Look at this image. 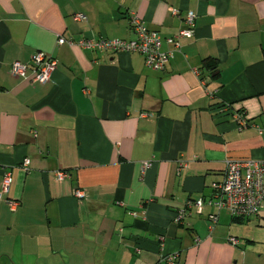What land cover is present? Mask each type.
I'll return each mask as SVG.
<instances>
[{"label": "crops", "instance_id": "0c3cea01", "mask_svg": "<svg viewBox=\"0 0 264 264\" xmlns=\"http://www.w3.org/2000/svg\"><path fill=\"white\" fill-rule=\"evenodd\" d=\"M133 15L175 48L164 70L78 45L134 39ZM39 51L58 61L49 82L11 74ZM227 158L264 159V0H0V264H264L242 221L220 210L210 231L216 208L193 205Z\"/></svg>", "mask_w": 264, "mask_h": 264}, {"label": "built area", "instance_id": "2783aa9c", "mask_svg": "<svg viewBox=\"0 0 264 264\" xmlns=\"http://www.w3.org/2000/svg\"><path fill=\"white\" fill-rule=\"evenodd\" d=\"M174 12H177L174 10ZM85 16L81 13L75 14L76 20L83 19ZM196 14L193 11L187 12L185 19L186 27L181 28L167 41L172 43L175 48L179 44L180 37H192L195 30ZM130 26L135 32V38L131 40L123 39H80L77 43L81 47L90 49L112 50L116 52H139L145 60L148 67L155 71H161L166 68L170 58L173 56L175 48L172 51L162 49V39L159 33L148 27L139 17L133 15L130 19ZM60 44L68 42L73 44L72 40L64 37L58 39ZM58 61L51 55L39 51L29 62L15 61L11 64V74L17 77L28 79L32 82L47 83L51 80L52 73L56 70ZM247 118L243 113L239 114L237 120L238 128L247 126ZM29 159L24 160V166L29 164ZM149 163H146L148 165ZM66 176L64 172H58L57 177L62 179ZM12 182L11 173H7L4 178L3 187L8 189ZM214 195L207 203L216 208L217 212L209 215V229L212 231L219 221L218 213L225 210L234 218L247 219L259 215L262 202L264 201V159H226L224 178L221 182L213 183ZM77 196H82L81 190L75 191ZM10 205L15 208L17 201H9ZM203 198L193 201L194 207L198 210L203 209ZM189 204L186 209L180 211L177 216V222L184 219L185 215L191 208ZM230 242L238 245L240 240L231 236ZM170 261L176 257L169 258Z\"/></svg>", "mask_w": 264, "mask_h": 264}, {"label": "rangeland", "instance_id": "374dc122", "mask_svg": "<svg viewBox=\"0 0 264 264\" xmlns=\"http://www.w3.org/2000/svg\"><path fill=\"white\" fill-rule=\"evenodd\" d=\"M227 159L231 160L232 158H227ZM212 187H213V184H212ZM213 195L214 194H212L209 198H206L204 196H200L198 198H203V201L205 202L203 205H205L207 201L212 199L211 197H213ZM249 223L250 221L249 222H239L238 229H240V231L245 230L244 233H248L249 235H255L257 239H259V241L262 242V240H264V223L261 221V223H258V222L254 223V226L251 225V226L246 227V224H249Z\"/></svg>", "mask_w": 264, "mask_h": 264}, {"label": "trees", "instance_id": "16d2710c", "mask_svg": "<svg viewBox=\"0 0 264 264\" xmlns=\"http://www.w3.org/2000/svg\"><path fill=\"white\" fill-rule=\"evenodd\" d=\"M204 64L209 69H214L216 67V65L218 64V60L216 58H208L204 61ZM251 218H253V217H251ZM251 218H247V219L236 218V219H238L239 221L245 222V221L250 220Z\"/></svg>", "mask_w": 264, "mask_h": 264}]
</instances>
